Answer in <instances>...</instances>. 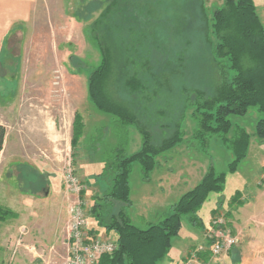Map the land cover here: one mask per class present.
I'll use <instances>...</instances> for the list:
<instances>
[{"label":"rangeland","instance_id":"rangeland-1","mask_svg":"<svg viewBox=\"0 0 264 264\" xmlns=\"http://www.w3.org/2000/svg\"><path fill=\"white\" fill-rule=\"evenodd\" d=\"M113 1L39 0L35 19L30 25L32 31L36 32L35 41H32V43L35 42V45L30 50V57H28L30 58V70L22 73V67L17 68L14 66L12 70L8 69V72L5 65L1 76L6 80L2 81L0 79V109L5 112L14 107L15 114H18L22 98L30 97L35 93L36 96H47L51 101V104L47 106L44 104L36 105L37 116L46 119L45 121L38 119L36 121L37 126L45 122L47 128L57 126L59 131L62 128L69 135L76 110L82 114L85 121L87 120L85 132L87 134L91 133L90 140L97 136L98 131L105 127V124H108L104 123L99 126L103 122L102 118L110 120V124L113 125L111 116L100 113L91 104L93 112L99 119L96 123L98 125L92 124L94 119H89L90 102L88 97L89 77L101 63L100 51L97 44L92 40L91 28ZM123 1L119 5L120 10L113 13L112 20L110 18L112 32H114L115 37L117 36L116 39L121 42L120 48L124 52H127L126 47L131 48L133 41L131 35L133 32L136 35L140 34L141 37H147L142 41L144 44L151 39V33L157 35L160 39L158 46L153 44V40H151L149 46L146 44L142 47H136L140 49L139 52H149L156 62L164 59L165 55L163 54L165 51L174 53L173 56L184 60L182 69H180L181 74H184L181 84H184L188 89L203 91L210 96L214 89L212 87L214 81L211 77L207 51L204 49V40L200 36L204 35L202 30L204 23L201 16L205 13L208 21H210L214 11L222 8L227 0ZM254 2L258 16L264 25V0H254ZM125 18L130 21L131 28L127 26V22L123 23L126 21ZM163 36L165 38L170 36V39L162 43ZM133 37L136 36L133 34ZM146 40L148 41L146 42ZM156 66L158 65L156 64ZM233 75L234 73L230 71L229 78ZM32 81L36 83V86H41L31 87ZM170 102L175 104V108H180L184 103V99L178 94ZM160 107L162 108L159 105V107L156 106L153 109H161ZM174 110H172L173 114L176 113ZM192 113L193 109L188 107L182 122V131L188 132L190 135L185 138L183 145L181 144V154L178 155L173 152L172 165L175 166L176 172L165 176L167 177L165 181L163 179L164 188L172 182V187H169V189L174 191V193L171 192V194L173 193L172 196H166V201L176 198L175 196L179 191L194 186L197 180L196 169H200V167H197L201 162H204L208 168L213 164L218 173L226 174L224 195L227 202L224 203L223 209L213 217L212 211L214 207H217L218 195L211 194L200 211V217L205 225L209 223L210 219L212 221L220 217L225 222L224 225L227 230L234 234L231 229L233 227L232 222L235 220L240 208L251 199V196L254 197L255 195L257 200L255 203L250 202L251 205L246 207V210L252 209L257 214H264V194H262L264 192V142L255 135L256 125L261 120L262 114L257 107H252L242 117L231 116L229 118L233 125L232 133L236 128H240L245 129L251 136L246 158L238 165L237 170L231 173L229 172V166L235 159L232 152L228 151L221 142L211 141L206 153L201 151L200 146L194 145L190 149L187 148L195 129ZM88 123L89 126H87ZM106 127L109 126L106 125ZM131 129L134 130V128ZM138 137L139 140L137 141L131 137L127 149L128 154L140 150L139 141H141V137ZM23 138L26 141L24 142L25 145L31 139L27 134ZM53 138L55 139L53 141H56L58 136ZM10 139H12L11 136L8 141V149L0 160V205L12 211L16 216L3 222L0 221V264H60L67 254L66 226L71 198L64 189L63 173L65 162L69 156L73 158L77 177L85 188L84 200L88 216V230L89 232L91 230L95 231L97 227L92 210L95 203H97L96 199L102 197V194L98 193L99 184H94L91 176L98 168L83 165V162L88 161L87 159L90 157L92 158L93 154L88 151L86 156L89 155L90 157L88 156L89 158L83 160L82 157L86 151L84 152L80 148L76 152V156L75 151L72 150L69 144H66L64 148L60 146L59 151H52L48 157L40 151L39 157L43 158L42 160L46 163L42 165V168H39V171H43L42 174H47L49 177H54L53 179H56L58 186L55 193H51L49 188L38 195L32 196L30 193L27 196L25 194L27 190L25 180L22 179L18 183L17 179L23 175H30V170L13 166L11 160L16 159L18 161L22 160L23 157L27 159L28 153L26 150L11 151ZM35 139L38 148H40L42 144L40 140L43 137L37 135ZM98 149L100 155L97 158L102 161L107 159L116 149L114 137L108 135L100 143ZM164 160L167 161V159ZM188 162L192 164L195 162V165L188 164ZM163 165L165 164L163 163ZM167 166L168 164L166 168ZM194 166H196V169ZM141 173L140 165L136 164L132 169L131 177L133 200L135 202L132 214L135 216L136 214H144L152 218L159 208L163 209L166 202L163 203L165 200L159 195L161 191L158 188L160 182L157 173L152 175V183L147 187L146 193L141 192V183H138ZM183 176L188 177L184 182L187 185L181 182ZM89 178L90 180H88ZM178 180L180 183L175 186ZM39 187L41 186L39 185ZM242 190L244 194L241 193ZM237 193L241 195L240 205L238 202L232 203V199ZM149 203L150 205H148ZM184 222L185 227L190 225L188 216L184 218ZM134 223L140 228H146L139 219ZM210 250L209 246L206 254L209 253L210 260L217 261V263L222 259H226L229 254L213 257Z\"/></svg>","mask_w":264,"mask_h":264},{"label":"trees","instance_id":"trees-1","mask_svg":"<svg viewBox=\"0 0 264 264\" xmlns=\"http://www.w3.org/2000/svg\"><path fill=\"white\" fill-rule=\"evenodd\" d=\"M122 1L114 0L91 28L101 63L89 77L88 97L100 113L113 118L116 149L103 161L97 176L106 185V190L93 206L92 215L97 227L89 233L93 239L100 232L114 234L118 245L114 253L101 257L97 264H160L168 257L173 240L179 237L185 217H189L193 228H205L200 211L211 194L219 196L212 216L223 209L226 174L218 173L211 164L202 181L173 204L161 222L140 228L127 212L132 207L130 176L133 165H140L143 182L150 183L153 172L159 167L158 158L183 144L190 135L182 131L188 107L193 109L195 129L187 148L200 146L206 153L211 141L221 142L235 159L229 166L231 173L246 158L251 139L245 129L236 128L232 133L231 116L242 117L250 108L257 107L262 118L256 125L255 135L264 142V25L254 0H227L222 8L214 11L210 21L205 13L201 16L204 35L200 36L214 81V89L208 96L181 84L184 74L180 69L184 60L173 56L174 53L165 51L164 59L156 62L149 52H139L136 47L149 46L151 40L158 46L157 35L151 33V39L144 44L142 41L147 37L133 32L131 48L126 47L127 52L120 48L121 42L112 32L111 20L113 13L120 10ZM127 18L123 23L127 22L131 28ZM169 39L170 36H163L162 43ZM230 71L234 73L231 78ZM178 94L184 103L175 108L170 100ZM159 105L162 108L154 110ZM84 127L82 116L76 114L73 149L82 138ZM131 128L139 133L142 144L137 153L130 155L127 149ZM6 136V127L0 125V154ZM107 136L106 129L98 131L93 139L95 150ZM240 198L237 193L232 203L240 205ZM14 216L12 211L0 206L1 222ZM210 257L209 253H203L199 258L206 264Z\"/></svg>","mask_w":264,"mask_h":264},{"label":"crops","instance_id":"crops-1","mask_svg":"<svg viewBox=\"0 0 264 264\" xmlns=\"http://www.w3.org/2000/svg\"><path fill=\"white\" fill-rule=\"evenodd\" d=\"M37 3H39V0H0V79L2 81L6 80L2 78L1 74L4 70L5 65L7 66V71L12 70L14 66L17 68L22 67L23 72L30 70V50L35 45V42L32 43V41H35V31H32L30 25L31 22L35 19L36 14V8ZM29 51V52H28ZM28 58L27 62L26 59ZM27 63V64H26ZM9 69V70H8ZM7 76L9 74H6ZM25 78V77H24ZM36 86V83L32 81L31 87L37 88L40 87ZM90 102V101H89ZM44 104L45 106L51 104L50 98L47 96H36L35 93L31 95L30 97H24L20 101L19 106V113L15 114L14 107L3 111L0 109V125H3L7 129V136L4 144L3 151L0 154V160L2 159V156L5 155V152L8 149V141L9 137L11 136L12 139H10V146L11 151H27V159L23 157L22 160H16L13 159L12 165L15 167H23L27 170H30V175L28 176H20L17 179V182L20 183L21 180H25L27 185V190L25 194L27 196L32 194V196L38 195L40 192L47 191L49 188L51 189V193H55L58 182L56 179H53L54 177H49V175L42 174L43 171H39V168H42V165L46 162L42 160L43 158L39 157V152L42 151L43 155L47 156L51 155L52 151H59L60 146L64 148L66 144L70 145L72 150L76 152L78 149H83L85 152L83 154V160L87 159L89 155L86 156V153L88 151L92 152V158L88 157V161L83 162V165L87 167L92 168H98L96 171H94V174L91 176V180L94 181V184H99V189L97 190L99 194H103L106 190V185L99 179H97V176L101 173L102 167H103V161L99 160L97 156L100 155V152L98 154L99 149L95 150L92 142V138L90 140L89 136L91 133H86V124L87 120H84V117L81 113H79L77 110L75 111L72 119V130L70 131L69 135L66 131H64L62 128L59 129L57 126L55 127H46V124L42 123L40 126H37L36 121L38 119L46 120L45 117H38L36 112V105ZM92 105L90 102V110H89V119H94L92 124L98 125V117H96V114L93 112ZM45 110V109H44ZM76 114H79L82 116L84 121V130H83V136L77 143V145L72 147V138H73V124L76 117ZM103 119V122L100 123L99 126H101L104 123L108 135H112V124H110V120ZM100 122V121H99ZM113 123V122H112ZM109 126V127H106ZM89 126V123L88 125ZM102 128V129H103ZM135 133V134H134ZM28 135L29 138H31L29 141H27V144L25 145L24 142L25 135ZM37 135H40L43 137L42 140H40L41 147L38 148L35 137ZM69 137H68V136ZM58 136L56 138V141L53 137ZM67 136V137H66ZM138 136L139 133L134 129H130V141L131 137L134 138L135 141L139 140ZM60 137V138H59ZM141 137V136H140ZM115 145H116V139ZM139 145L141 146L142 140L139 141ZM134 143V141H133ZM138 145V146H139ZM183 145V144H182ZM182 145L176 147L173 151L170 153L160 156L158 158L159 167L153 172V174L157 173V177L159 180V186L161 192H159V195H161L164 198V206L163 209H158L155 216L149 217L147 215L139 214L136 216L132 214V211H134L135 202L133 200V190L131 185V177L130 176V188H131V194L130 199L132 202V207L127 209V212L134 223L137 219L141 220L144 226H149L150 224L159 223V221H162L168 214L170 207L177 203L178 199H180L183 194L189 192L190 189H193L199 182L202 181L204 178L205 173L207 172L208 167L204 162H201L203 165H200L197 167L200 169L197 170V180L194 183V186H191L190 188L187 187L184 191H179L176 198H172V200L166 201V196L170 195L172 196L174 191L172 189H169L171 186V183H168L169 185L165 186L162 184L163 179L164 181L167 179L168 174H173L176 172V168L173 164V157L175 154H181L180 148ZM100 146V145H99ZM135 146V147H138ZM261 146V145H260ZM90 147V148H89ZM263 147V146H261ZM138 149V148H137ZM179 152V153H178ZM137 153V152H134ZM131 153V154H134ZM130 154V155H131ZM77 156V155H76ZM94 157V158H93ZM20 158V157H17ZM21 159V158H20ZM98 159V160H97ZM164 159H167L164 160ZM162 160V161H161ZM164 161V162H163ZM1 162V161H0ZM163 162L165 165H163ZM191 162H188L190 164ZM168 164L167 168L166 165ZM136 165V164H135ZM133 165V167L135 166ZM191 165H195V162ZM208 165V164H207ZM190 166V165H187ZM209 166V165H208ZM166 168V169H165ZM133 169V168H132ZM184 169V167H183ZM152 174V175H153ZM23 177V178H22ZM164 177V178H163ZM188 179L187 176H183L181 179V182L183 184L187 185L186 180ZM15 179L13 178V181ZM90 180V178L88 179ZM138 183H141L140 190L141 192L146 193L147 187L152 183V176H151V182L145 183L142 179V173L141 178ZM179 180L175 183V186L179 184ZM43 184V186H42ZM39 185L41 187H39ZM39 187V188H38ZM189 188V189H188ZM50 192V191H49ZM171 192H173L171 194ZM244 194V191L241 192ZM264 194V192L262 193ZM181 195V196H180ZM169 197V196H168ZM219 198V196H218ZM152 199V197H151ZM225 203L227 202V199L224 195ZM256 197L254 195L251 196V199L243 205L242 208L238 211L235 220H233V227L231 228L233 233L238 237V244L237 246L231 251V253L228 254L226 259H222L220 261H211L208 264H264V214H257L253 212L252 209H247L246 207L250 206L251 203H255ZM150 205V203L148 204ZM3 207L2 205H0ZM6 208V207H5ZM217 208V207H216ZM216 208H213L212 213L216 210ZM133 217H137L136 219ZM211 219L209 220L208 224H204L205 228L202 230L195 229L191 225L185 227V222L183 221L182 230L180 232V235L178 238L174 239L172 242L171 250L166 259H164L160 264H184L191 252L199 248L200 246H207L208 242L206 240V234L209 231L211 227ZM135 224V223H134ZM136 225V224H135ZM139 227V226H138ZM97 237L101 238H109L112 240H115L114 234H106L104 232H100Z\"/></svg>","mask_w":264,"mask_h":264},{"label":"built area","instance_id":"built-area-1","mask_svg":"<svg viewBox=\"0 0 264 264\" xmlns=\"http://www.w3.org/2000/svg\"><path fill=\"white\" fill-rule=\"evenodd\" d=\"M64 189L70 196L68 222L66 226L67 254L60 264H97L101 257L114 253L118 249L115 240L109 238H92L88 230V216L83 197L85 188L76 174L74 160L71 156L65 162L63 173ZM206 240L211 243V255L220 257L231 252L238 244V237L229 232L222 218L211 222ZM207 246H200L187 258L184 264H205L200 255L206 253Z\"/></svg>","mask_w":264,"mask_h":264}]
</instances>
